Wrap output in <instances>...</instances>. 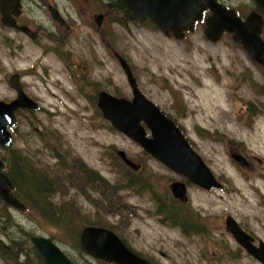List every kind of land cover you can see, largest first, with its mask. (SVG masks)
<instances>
[{"label":"rangeland","instance_id":"rangeland-1","mask_svg":"<svg viewBox=\"0 0 264 264\" xmlns=\"http://www.w3.org/2000/svg\"><path fill=\"white\" fill-rule=\"evenodd\" d=\"M23 1L28 22L46 11L36 0ZM220 1L244 17L254 6L252 0ZM47 2L70 24L65 38L52 35L50 45L31 44L0 21V99L16 97L9 78L19 73L24 92L40 104L38 110L18 108L12 144L0 145V157L6 172L15 166L23 174L25 165L41 174L73 172L69 179L59 173L46 179L54 189L44 205L18 186L15 192L26 210L0 199V246L15 247L13 260L0 255V264H42L32 235L51 238L76 264H99L80 248L79 232L86 225L113 229L153 264H261L237 244L224 219L230 214L255 243L264 241L263 66L251 61L230 34L208 40L201 23L179 40L162 34L151 21L130 20L108 7L115 0ZM98 13L105 15L96 31ZM46 16L45 27L55 32V23ZM109 43L130 64L140 92L182 129L222 187H198L102 117L96 95L94 101L88 97L93 86L105 85L112 95L132 98L123 70L106 53ZM79 75L88 78L77 82L73 77ZM118 150L140 164V171L125 165ZM231 150L250 166L236 164ZM78 162L97 180L79 174ZM174 180L188 183L187 204L174 202ZM45 205L61 214L45 209L49 213L43 217ZM171 209L189 217L194 231L183 233L173 225L166 217ZM61 217L76 227L74 234L57 223Z\"/></svg>","mask_w":264,"mask_h":264},{"label":"water","instance_id":"water-1","mask_svg":"<svg viewBox=\"0 0 264 264\" xmlns=\"http://www.w3.org/2000/svg\"><path fill=\"white\" fill-rule=\"evenodd\" d=\"M129 7L139 21L147 15L156 27L167 37L182 39L186 31L193 29L194 22L201 20L202 12L208 9L211 15L205 18L204 35L210 41H217L223 33L231 34L233 42L240 44L250 60L264 68V40L261 38L263 19L257 12H250L244 19L238 17L233 9H228L216 0H121ZM264 9V0H255ZM9 5L19 6L18 0H0L2 22L11 26L6 20ZM51 17L60 25L68 26L58 10L49 6ZM95 22L100 25L102 15L95 16ZM24 32L29 29L20 27ZM129 87L132 100L114 97L104 91L98 94L97 106L103 117L118 131L137 142L146 152L161 161L168 168L185 176L192 183L208 189L219 186L209 168L201 157L190 147L174 122L168 119L159 108L146 99L139 91L136 79L128 62L116 55ZM19 75L13 74L9 84L17 92L16 99L10 102L0 100V145L10 146L11 135L7 130L14 125V110L16 108H31L34 102L21 89ZM150 130L151 136L141 123ZM117 154L124 162L136 169L137 166L125 157L122 150ZM238 162L244 164L246 159L239 154H231ZM3 162L0 159V198L10 207L24 210L21 203L12 192L13 184L9 177L2 172ZM171 193L181 201H186V187L184 183L172 182ZM227 229L235 241L247 253L264 264V242L253 243V237L243 231L236 220L227 215L225 217ZM33 247L42 257L44 264H73L62 249L50 238L45 236H31ZM81 249L89 256L115 264H147L145 260L134 255L112 231L97 226H85L79 235Z\"/></svg>","mask_w":264,"mask_h":264},{"label":"flooded vegetation","instance_id":"flooded-vegetation-1","mask_svg":"<svg viewBox=\"0 0 264 264\" xmlns=\"http://www.w3.org/2000/svg\"><path fill=\"white\" fill-rule=\"evenodd\" d=\"M202 0H198V3H200ZM218 3H220V4H222V5H224L226 8H228V9H233L234 11H235V13H236V15L238 16V17H240L241 19H244L245 17L244 16H241L240 15V13L238 12V9H236V8H231V7H229V6H227L226 4H223V2L222 1H220V0H216ZM18 2H19V6L17 7V8H14V7H12L11 5H9L8 7H9V12H8V15H7V17H6V20L7 21H9V22H11V26H9V25H7L6 24V22H2V11H1V9H0V21H1V23L5 26V27H7V28H9V29H11L15 34H17V35H23V36H25L26 38H27V40L31 43V44H34V45H37V46H41V45H44V44H48V45H50V43H51V40H52V35H60V37L61 38H65V34H63V32H67L68 30H70V24H69V26L68 27H63V26H61V25H59L58 24V22H56V21H54L52 18H51V15H50V12L47 10V8L49 7V6H51V7H54V8H56L59 12H60V10L58 9V7L56 6V5H52V4H50V3H48L47 2V0H36V4H41V6L43 7V8H46V11H42V17L41 18H38V19H32L30 22H28V20H27V18H25V16H24V1L23 0H18ZM252 2H253V4H254V6H253V9L250 11V12H252V11H254V12H257V13H259L260 15H261V17H262V19H263V21H264V9H262V7L260 6V5H258L256 2H255V0H252ZM124 4V3H123ZM124 6H125V9L123 10V12H124V14L126 15V17L127 18H130V20H136V21H139L138 19H137V17L134 15V13L132 12V10L129 8V7H127L125 4H124ZM249 12V13H250ZM46 14H48V16H49V18H51V20L55 23V25H56V28H55V32H50L49 30H47V28L45 27V19L47 18V16H46ZM60 14H61V12H60ZM98 14H100V15H102V20H101V22H100V25H97V23L95 22V26H94V29L96 30V31H99V30H101V28H102V22H103V19H104V15L105 14H103V13H98ZM62 15V14H61ZM211 15V12L208 10V9H205L203 12H202V19L200 20V21H197V22H194V26H193V29H194V27L198 24V23H201V24H205V22H204V20H205V18H207V17H209ZM63 17V16H62ZM64 18V17H63ZM48 19V18H47ZM66 20V19H65ZM143 21H151V19L147 16V15H145L144 17H143V19L141 20V21H139V22H143ZM152 22V21H151ZM153 23V22H152ZM28 24H30V25H28ZM154 24V23H153ZM22 26H25V27H27L28 29H29V35H28V32H24L23 30H21L20 29V27H22ZM62 32H60V31ZM109 45H110V43L106 46V48H105V50H106V53H111L112 54V56L113 57H115V55H116V52L114 51V50H112L110 47H109ZM73 78H75L76 79V81L77 82H82L83 81V79L84 78H88V75H79V76H74ZM95 84V83H94ZM93 84V85H94ZM105 86V85H104ZM104 86H97V85H95V86H93V88H94V90L93 91H89L88 92V97L91 99V101H94V97H95V95H96V98L98 99V94L101 92V91H104V92H107V93H109L108 91H106V89H104L103 87ZM97 93V94H96ZM96 105H97V102H96ZM98 107V106H97ZM38 109H40V105L37 107V109L36 110H38ZM31 111V110H30ZM232 152H237V150L236 151H233V150H231V153ZM147 154V153H146ZM151 157V156H150ZM231 159H232V157H230ZM154 159V158H153ZM247 160V159H246ZM234 161V160H233ZM235 162V161H234ZM136 164V166H137V168L139 169V170H136V172H138V171H140V168H141V165L140 164H137V162H135ZM236 163V162H235ZM237 164V163H236ZM75 165V168L77 169V171H79V174H82V173H84L85 174V177H87V176H89L90 177V179H91V181H95L96 180V178H97V176H95L93 173H87V172H84L83 171V169H82V166H81V164H80V162H78V164H74ZM244 166L245 167H249L250 166V163L248 162V160L246 161V163H244ZM35 170H32L31 171V173L32 172H34ZM72 172L73 171H61V172H51L50 174H44L45 175V179H49L50 177L51 178H55V175L54 174H61L62 175V178H67V179H69L70 178V176H72ZM144 173H146V171L144 172ZM63 180V179H62ZM174 181H180V180H174ZM183 182V181H182ZM184 184H185V186H186V189L188 188V183H186V182H183ZM80 190H81V186H80ZM173 197V196H172ZM174 198V197H173ZM187 198L189 199V196H188V189H187V193H186V200H187ZM174 200V202H176V203H178V204H187V202H181V201H179L178 199H173ZM172 211H174L173 212V214H169L170 212H172ZM162 213H166V210L165 211H163ZM226 215H230V214H226ZM225 215V216H226ZM166 217H167V219L168 220H171V223L173 224V225H176V226H178V227H180L181 228V230H182V232L183 233H187V231H191V229H189L187 226H186V224H184L183 222L184 221H180L179 219H184V217H182V216H179L178 215V213L174 210V209H171L170 211L168 210L167 211V215H166ZM190 225V224H189ZM224 225H225V228H226V230L230 233V231L227 229V227H226V223H225V219H224ZM237 225L243 230V231H245L246 233H248V234H250L249 232H247L244 228H242V226L237 222ZM193 228V227H192ZM193 231H194V229H193ZM231 234V233H230ZM232 235V234H231ZM251 235V234H250ZM252 236V235H251ZM121 237V236H120ZM232 237H233V235H232ZM253 237V236H252ZM253 240H254V243H255V238L253 237ZM124 241V240H123ZM260 242H264V241H262V240H258L257 241V243H255V244H259ZM124 243L128 246V248L132 251V252H134L137 256H139L140 258H142V259H144V260H147V261H149L150 262V264H153V262H152V260H151V258L150 257H148V256H146V255H144V254H142L141 252H138V251H136V250H134L131 246H129V244L128 243H126L125 241H124Z\"/></svg>","mask_w":264,"mask_h":264},{"label":"trees","instance_id":"trees-1","mask_svg":"<svg viewBox=\"0 0 264 264\" xmlns=\"http://www.w3.org/2000/svg\"><path fill=\"white\" fill-rule=\"evenodd\" d=\"M107 5L110 8H115V9H118L121 11H123L125 9V6L121 0H115V2H109ZM263 33H264V28H263ZM262 37H263V34H262ZM5 168H6V166H5ZM7 170L8 171L6 173L10 177V179L12 180L15 190L17 189V186L19 188H21L22 190L25 189V191L30 193L32 201L42 203L44 205V202L48 199L50 192H52V190L54 189L52 187L51 182L46 181L44 174L37 173V171H34L31 173V170L28 168L27 165H25L26 172H23V174H20L19 170L15 166H13L11 172H10V170H11L10 167H7ZM16 178H17V181H16ZM130 183L132 184V180H130ZM14 193L18 198H22V196L19 193H17V192H14ZM45 204H47V203H45ZM45 209H50L53 213H60V209L59 210H53L50 208V206L45 205L42 207V210H41V215L43 217H47V214L49 213V210L46 211ZM159 211L163 212V211H165V209H161ZM173 212L174 211L170 212L169 214H173ZM179 220L184 221L183 223L186 224V226L189 229H191V231H193V228H192L193 226L190 222L189 217H184V219H179ZM59 222H61V223H59ZM59 222H57V223L60 224L61 228L64 229L67 233H69L71 235L75 233L76 227L73 226L71 223L67 222L66 220H64L63 217H61L59 219ZM54 223H56V222H53V224ZM75 238H76V235H75ZM14 250H15V247H12V246H10L9 249H7L5 246H0V255L4 256L6 259L13 260V258H11L13 255L11 251H14ZM36 253L40 257L42 264H44L41 256L38 254L37 251H36ZM98 262H99V264H107V263H104L101 261H98Z\"/></svg>","mask_w":264,"mask_h":264}]
</instances>
